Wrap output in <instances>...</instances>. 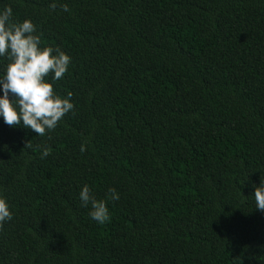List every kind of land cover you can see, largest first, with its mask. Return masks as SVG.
<instances>
[{
    "label": "trees",
    "instance_id": "16d2710c",
    "mask_svg": "<svg viewBox=\"0 0 264 264\" xmlns=\"http://www.w3.org/2000/svg\"><path fill=\"white\" fill-rule=\"evenodd\" d=\"M5 6L71 57L74 110L43 137L0 118V264H264V0ZM85 184L119 193L109 222Z\"/></svg>",
    "mask_w": 264,
    "mask_h": 264
},
{
    "label": "clouds",
    "instance_id": "9594fccd",
    "mask_svg": "<svg viewBox=\"0 0 264 264\" xmlns=\"http://www.w3.org/2000/svg\"><path fill=\"white\" fill-rule=\"evenodd\" d=\"M50 8L54 10L56 3ZM61 8L69 11L66 4ZM13 16L11 6L0 10V58L9 61L0 72V118L11 127L30 129L43 137L53 132L63 117L74 110L72 93L61 96L54 89L56 82L69 71L71 57L57 46L44 45L42 34L30 19L16 22ZM80 151H86L84 144ZM50 152V148L44 147L41 158ZM253 196L256 209L264 211V182L255 187ZM119 199L115 188H109L104 199H97L87 184L79 191L80 206L89 208V217L100 225L111 219L109 202ZM12 218L9 203L0 194V227Z\"/></svg>",
    "mask_w": 264,
    "mask_h": 264
}]
</instances>
